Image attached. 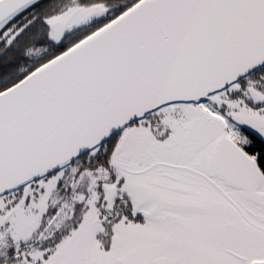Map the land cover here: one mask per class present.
I'll return each mask as SVG.
<instances>
[{
    "label": "water",
    "instance_id": "water-1",
    "mask_svg": "<svg viewBox=\"0 0 264 264\" xmlns=\"http://www.w3.org/2000/svg\"><path fill=\"white\" fill-rule=\"evenodd\" d=\"M41 1L0 0V32ZM106 13L70 8L46 21L49 38L58 45ZM263 67L264 0H140L0 92V197L162 107L204 102Z\"/></svg>",
    "mask_w": 264,
    "mask_h": 264
},
{
    "label": "flooded vegetation",
    "instance_id": "flooded-vegetation-1",
    "mask_svg": "<svg viewBox=\"0 0 264 264\" xmlns=\"http://www.w3.org/2000/svg\"><path fill=\"white\" fill-rule=\"evenodd\" d=\"M139 1L47 0L41 6L40 12L36 11L32 18L29 17L30 19L26 24L19 23L15 25L14 30L5 42L8 43L10 39L17 41L20 35L29 36V33L35 34V37L46 34L48 45L54 49L53 52L59 55L111 22ZM95 5L107 10L105 17L92 18L89 22L84 23V25H90L77 32H74L75 29L69 33L71 35L67 34L58 45L50 40V29L46 25L47 20L63 14L70 8H88ZM33 22L40 25L41 28ZM27 26L31 31H26ZM85 29L86 31L89 30L86 35L63 47L68 38L75 37L76 34ZM18 31L20 33H17ZM18 45H21V42ZM44 46L45 44L37 47L44 51ZM220 93L223 94L218 97L212 95L206 101L193 105L198 106L204 103L205 105L201 107V110L203 107L207 110L213 108L214 111H220L219 114L223 113L222 115H225L224 112L228 109L224 108V101L237 99L250 110H263L264 67ZM185 105L179 103L162 107L125 128V130L128 129L126 135L128 151L136 160V163L132 165L133 170L129 169L131 166L126 164L119 168L114 162L119 134L58 171L57 173L61 172V178L58 180L53 193L39 205V213L43 220L42 225L46 226L47 232L40 236L37 235L36 238L30 237L26 242L19 243L16 248L11 246L6 253L7 257L0 258V264L28 261L27 256L23 260V252L25 249L31 251L33 247L43 249L44 255L47 257L63 237L78 226L87 208L86 202L90 196L88 189L91 187L97 194L98 216L95 223L99 225L101 231L96 235L99 246L97 249L86 248L81 264H130L127 255L122 251V240L113 231V226L121 219L138 223L142 222L144 218L143 212L134 207L130 191L127 188V190H123L126 174L142 179L155 175L157 181L149 179L148 182L183 196L194 193L193 188L195 187H204L205 182L210 184L211 181H224L230 188L232 186L237 187V189L241 188L244 196L260 208L257 209L259 211L257 212L258 215L262 214L264 216V183L259 185L261 180H257L256 157L251 154L256 151L253 148L256 141L262 144L264 150V120L258 122L256 120L258 116L251 114L246 120L237 124L238 132L244 138L239 145L230 139H224L225 137L221 135L219 138L222 140L215 144L214 138L219 135L217 129H215V124L212 126L213 131H191V136L183 139L185 135H177L178 132L174 136L172 135L174 133L168 127L167 121L169 119L183 121L188 115V111L184 109ZM168 123L170 124V122ZM121 173L123 174L121 175ZM34 184L35 182L30 184L28 194H37L39 191ZM106 185L116 186L117 188L109 205H107L108 200L105 199L104 193ZM260 186L261 192H258L257 187ZM143 190L140 189V193L144 194L145 191ZM21 191L22 189L15 193L18 194ZM137 198L139 199L138 196ZM71 202H74V205L70 207ZM257 213H253L254 217L264 224V217L259 219ZM33 226L34 228L37 227L35 223ZM118 246L119 253L116 255L115 250ZM149 254L152 253L141 247L137 264H168V259L165 256L146 258ZM227 254L229 259L226 264L250 263L248 258L240 253L229 250ZM252 259L255 260L256 257ZM149 261L151 262L149 263ZM178 263V259L170 262V264Z\"/></svg>",
    "mask_w": 264,
    "mask_h": 264
},
{
    "label": "rangeland",
    "instance_id": "rangeland-1",
    "mask_svg": "<svg viewBox=\"0 0 264 264\" xmlns=\"http://www.w3.org/2000/svg\"><path fill=\"white\" fill-rule=\"evenodd\" d=\"M43 52L40 47L32 48L25 56L33 59ZM222 94H214V97ZM204 105L186 104L184 109L188 115L183 121L169 119L167 125L174 133L172 135L178 132L177 135H185L183 139H187L191 131H213L215 124L219 133L214 138L215 144L222 140L219 138L221 135L239 145L244 138L238 132L237 124L251 114L258 116V122L264 120V109L250 110L237 99L224 101V108L228 109L225 115L213 108L207 110L203 107L201 110ZM127 133L128 129H124L118 134L114 162L119 168L126 164L133 170L136 160L128 151ZM257 176V180H261L259 185L264 183L258 168ZM60 178L61 172H56L35 182L39 189L37 194H28L30 185H27L21 193L0 197V258L7 257L11 246L16 248L30 237L36 238L47 232L46 226L42 225L39 205L51 196ZM124 179L123 190L130 191L134 207L143 212L144 218L138 223L121 219L113 226V231L122 240V251L130 264H137L141 247L152 253L146 258L165 256L168 264L177 259L178 264H226L229 250L246 256L249 264H264V224L253 215L260 208L244 196L241 188H230L224 181H211L210 184L205 182L202 188H193L194 193L183 196L148 182L149 179L157 181L155 175L142 179L126 174ZM116 189V186H105L107 205ZM140 189H144L145 193H140ZM88 190L87 208L76 229L63 237L47 257L40 247H33L31 251L24 248L23 260L27 256L28 261L14 264H81L86 248L97 249L96 235L101 231L95 223L98 200L92 187ZM257 191L261 192V186L257 187ZM73 205L74 202H71L70 207ZM257 217L262 219L264 216L259 214ZM254 257L255 260L252 259Z\"/></svg>",
    "mask_w": 264,
    "mask_h": 264
},
{
    "label": "trees",
    "instance_id": "trees-1",
    "mask_svg": "<svg viewBox=\"0 0 264 264\" xmlns=\"http://www.w3.org/2000/svg\"><path fill=\"white\" fill-rule=\"evenodd\" d=\"M46 1L47 0H43L28 9L27 11H25L24 13H22L16 19L11 21L0 32V92L14 85L26 75H28L30 72L35 70L37 67L41 66L42 64L57 56L56 52H53L54 49H52L51 46L48 45L46 34H44L43 36L35 37V34L29 33V36L20 35L17 38V41L10 39L8 43L5 42V40H8V36L14 30L13 28L15 27V25L19 23L26 24L28 20L34 16L36 11L40 12L39 10L41 6ZM39 18L40 16L38 17V19ZM35 22L33 23L36 24ZM36 25L41 28L40 25ZM88 25L90 24H85L76 29L74 32H77ZM28 30L31 31L29 27L26 29V31ZM88 31L89 30L86 31L85 29L81 33L76 34L75 37L73 36L68 38L64 43L65 46L63 47L74 43L75 41L86 35ZM17 33H20V31H18ZM20 42L21 45H18V43ZM44 44L45 49L42 54L36 55L34 56V58L32 57L33 59L27 58L25 56L28 50ZM253 148H255L256 151L252 152L251 154L255 155L257 168L264 179V150L262 149V144L259 141H256L253 145Z\"/></svg>",
    "mask_w": 264,
    "mask_h": 264
}]
</instances>
